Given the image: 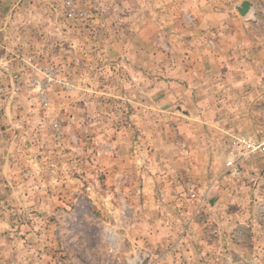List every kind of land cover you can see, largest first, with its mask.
<instances>
[{
  "label": "rangeland",
  "instance_id": "374dc122",
  "mask_svg": "<svg viewBox=\"0 0 264 264\" xmlns=\"http://www.w3.org/2000/svg\"><path fill=\"white\" fill-rule=\"evenodd\" d=\"M223 12L250 48L223 55ZM246 141L264 0H0V264H264Z\"/></svg>",
  "mask_w": 264,
  "mask_h": 264
},
{
  "label": "crops",
  "instance_id": "0c3cea01",
  "mask_svg": "<svg viewBox=\"0 0 264 264\" xmlns=\"http://www.w3.org/2000/svg\"><path fill=\"white\" fill-rule=\"evenodd\" d=\"M207 24L208 26L214 25L221 29L219 30V41L221 45V52L223 51V55H232V53H234L235 51L233 49L249 47V37L246 34L245 28L243 27L242 20L236 19L229 13L223 12L214 15L213 20L208 21ZM222 53H220V57L216 58V69H226L227 66L233 67V61L231 60V58H222ZM230 62L231 65H229Z\"/></svg>",
  "mask_w": 264,
  "mask_h": 264
},
{
  "label": "built area",
  "instance_id": "2783aa9c",
  "mask_svg": "<svg viewBox=\"0 0 264 264\" xmlns=\"http://www.w3.org/2000/svg\"><path fill=\"white\" fill-rule=\"evenodd\" d=\"M246 143L248 144V150L246 151L245 156L250 157L253 153L258 151L262 147L264 141L262 143H253L251 141H246ZM231 172L232 176L238 175L241 173V168L235 164Z\"/></svg>",
  "mask_w": 264,
  "mask_h": 264
},
{
  "label": "water",
  "instance_id": "95a60500",
  "mask_svg": "<svg viewBox=\"0 0 264 264\" xmlns=\"http://www.w3.org/2000/svg\"><path fill=\"white\" fill-rule=\"evenodd\" d=\"M250 7H251V2L249 1H245L243 4H242V7L239 8L240 12L243 14V15H246L249 10H250Z\"/></svg>",
  "mask_w": 264,
  "mask_h": 264
}]
</instances>
